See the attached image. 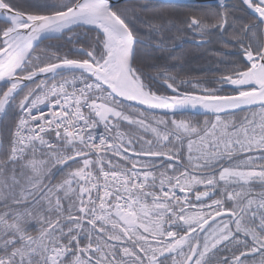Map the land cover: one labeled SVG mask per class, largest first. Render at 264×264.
I'll list each match as a JSON object with an SVG mask.
<instances>
[{"label":"snow or ice","instance_id":"1","mask_svg":"<svg viewBox=\"0 0 264 264\" xmlns=\"http://www.w3.org/2000/svg\"><path fill=\"white\" fill-rule=\"evenodd\" d=\"M0 264H264V0H0Z\"/></svg>","mask_w":264,"mask_h":264},{"label":"trees","instance_id":"2","mask_svg":"<svg viewBox=\"0 0 264 264\" xmlns=\"http://www.w3.org/2000/svg\"><path fill=\"white\" fill-rule=\"evenodd\" d=\"M137 3H158L156 1H146V0H136ZM238 2V0H237ZM191 5V4H187ZM209 5V4H208ZM193 7L199 6V5H191ZM202 6H207V5H202ZM188 9L186 8H181L179 11L185 12ZM237 15L243 16V13L238 12ZM77 31H82V30H77ZM142 35H144V31L142 30L141 32ZM63 44L66 46V48H71L73 45L69 43L66 39H53L51 41H45V44ZM187 49H191V54L187 55L183 58L181 61L182 67L178 66L174 71L180 72L182 75L188 76V77H211L215 74H218L216 72L217 66H218V61L217 58L214 56L213 52L214 49L218 47V45L214 46H208L209 51L207 54L203 53L202 49H198L197 45L195 43H192L191 41L185 45ZM63 51V49H62ZM212 85L210 84L209 87ZM183 91V88L181 89ZM168 94H172L169 92ZM199 119H203V117H198Z\"/></svg>","mask_w":264,"mask_h":264},{"label":"water","instance_id":"3","mask_svg":"<svg viewBox=\"0 0 264 264\" xmlns=\"http://www.w3.org/2000/svg\"><path fill=\"white\" fill-rule=\"evenodd\" d=\"M153 1L160 2V0ZM176 2L180 4H214L215 0H176Z\"/></svg>","mask_w":264,"mask_h":264}]
</instances>
